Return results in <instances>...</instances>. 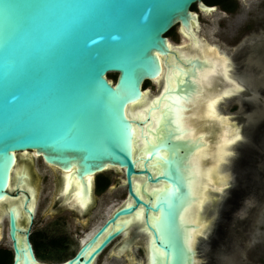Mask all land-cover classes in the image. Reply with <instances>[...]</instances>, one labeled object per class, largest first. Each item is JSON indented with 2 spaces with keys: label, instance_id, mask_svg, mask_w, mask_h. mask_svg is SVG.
Wrapping results in <instances>:
<instances>
[{
  "label": "water",
  "instance_id": "1",
  "mask_svg": "<svg viewBox=\"0 0 264 264\" xmlns=\"http://www.w3.org/2000/svg\"><path fill=\"white\" fill-rule=\"evenodd\" d=\"M194 6L218 10L203 0H0V201L8 196L17 156L29 152L68 174L67 192L74 179L80 184L83 208L94 178L109 169L124 171L133 201L64 264H94L132 217L118 219L143 215L151 234L148 264H198L203 233L214 224L217 230L220 211L237 208L238 191L224 194L249 170L226 165V188L220 180L210 187L198 221H191L194 205L203 201L196 190L213 166L204 147L218 141V126L201 122L203 114L196 118L212 90L204 86L207 67L218 72V60L204 57ZM176 26L194 52L170 47L167 34ZM231 74L240 96L243 83ZM158 80L161 94L138 107L154 96L145 84ZM194 155L199 171L190 163ZM111 224L119 228L106 235ZM19 231L11 212L15 264H39L30 243L18 247Z\"/></svg>",
  "mask_w": 264,
  "mask_h": 264
},
{
  "label": "flooded vegetation",
  "instance_id": "2",
  "mask_svg": "<svg viewBox=\"0 0 264 264\" xmlns=\"http://www.w3.org/2000/svg\"><path fill=\"white\" fill-rule=\"evenodd\" d=\"M235 1L237 5L234 9H228L218 5L219 12L228 15L236 14V17H242L240 16L243 15L242 12L239 13L242 8L239 4V1L241 0ZM263 8L262 5L259 10H262ZM193 10L195 11L194 7ZM199 19L201 23L200 13ZM243 20H248V23H246L245 27L242 28V31L240 32V34L243 32L239 37V41L241 42L240 45H242L240 46L239 44H236L237 46L235 49H238L234 58L237 63H235L236 66L235 64L233 66L229 56L226 57L225 55V58H228L231 61L234 72L243 83L242 92L244 94L242 95H247L249 90H253L256 93H259V95H262L264 91V70H262V68L256 70V67L249 63L251 60L248 56L256 50V46L255 48L249 49V45L254 40L252 37L254 33L256 37L259 38V41L263 40L264 15H262V12H259L257 13V16L251 15L250 19L244 17ZM176 29L177 34L181 39L184 36L185 39L189 41V38H186V35L185 33L183 34L180 26H176L171 30L173 31L172 34H167L169 42L172 43V37L174 33H176ZM251 32H253L252 36L249 35ZM197 34L199 35V30ZM200 39L199 36L198 40ZM200 41L201 45L207 49L204 41ZM191 46H194V44L190 43V45H187L185 51L194 52ZM261 46L264 49V44ZM174 47L175 46H173V48ZM221 53L224 54L223 51ZM178 56H180V54H178ZM204 56L206 55L204 54ZM169 63L172 65L175 63L173 57H170ZM208 70L211 72L212 69ZM218 70L221 72L222 67L220 66ZM230 72L231 71H229V77L231 79ZM218 79H222L221 75ZM248 79H251L249 85L245 84V82H248ZM151 83L159 89L155 95L159 96L162 92L163 87L161 89V86L164 82H148L144 86L145 91L149 88L147 84ZM222 84H219L218 89L222 90L225 83ZM230 84L233 88L236 87L234 83L232 84L230 82ZM205 85L206 84H204V86ZM207 87L208 90L211 89L208 85H206V88ZM145 93L148 94V92ZM155 96L151 98H148L147 96L146 98L148 100L143 104H140L138 107L143 108L147 105L149 106V103ZM234 96L239 97V94H234ZM209 99L210 96L208 101ZM255 105L256 104L253 101H246L245 104L246 107H250L252 110L254 108L256 109ZM234 128L236 129V127ZM248 170L249 169H247V171ZM241 174H243L242 177L247 178V181H252L256 176V174L250 170L246 173L245 169ZM67 175V173L61 171L57 167L46 165L42 158L37 157L34 152L20 153L17 156V168L12 177L8 196L0 201V264H15L16 261L14 243L10 236L11 212L15 215L17 228L21 230L17 233L18 247L20 249L24 247L27 248V244L30 243L39 264H55L54 262H58L57 264H64L73 259L80 249L86 245L111 218H113L117 211L133 203L132 198L128 193L124 171L109 169L106 172L96 175L93 180L92 198L91 201L87 203L86 208H83L79 201L78 191L80 189V184L77 183L75 179L72 181L73 187L71 185L69 192H67ZM49 180H51L50 183ZM136 180H142V178H136ZM41 182H44L45 184L49 183L50 185L47 191L44 189L47 197V205L45 207L41 204ZM120 193H124L125 196L120 198ZM249 193H252L251 190L245 189L244 194L246 195L243 197L242 195L238 196V206L232 210L233 212L230 211V213L226 215L224 212L225 209L220 211L219 223L216 231L213 229L212 232H209L210 230H208L206 233L204 232L205 234L203 233L201 248L199 247L198 250L200 259L204 256L205 259L207 257L206 260L210 257L213 259V253L224 249L223 247L226 245V240L222 235H225L224 228L226 226V220L230 217L234 220L238 208L245 206L246 197ZM120 201L123 202L118 204ZM109 209L110 211L107 212ZM130 217H132L131 224H129L126 230L116 237L102 251L94 264H116V260L125 257L127 253L134 250L144 254V256L146 254L145 263L143 264L149 263L151 234L146 227L145 216L143 215L141 218L136 216L122 217L119 218L117 222L122 224L126 220H129ZM118 228L119 226L114 227V225L111 224L105 234L107 235L111 231L115 232ZM206 236L208 237L207 240ZM215 236L217 237L215 238ZM104 238L105 237L101 240ZM76 248H78V251L75 255L65 260L67 255L73 253ZM110 249H112L110 256L106 257L103 261L104 255ZM200 259L198 264H201ZM127 261L130 264L134 263L132 258ZM209 261H207V263Z\"/></svg>",
  "mask_w": 264,
  "mask_h": 264
},
{
  "label": "rangeland",
  "instance_id": "3",
  "mask_svg": "<svg viewBox=\"0 0 264 264\" xmlns=\"http://www.w3.org/2000/svg\"><path fill=\"white\" fill-rule=\"evenodd\" d=\"M239 4L242 7L239 11V13L242 12L243 15H240L242 17H236V14H222L219 10L213 13H203L195 6V11L201 15V26L199 29L200 40L205 42L206 47L212 45L219 53L223 51L226 57H230L233 66L236 63L234 59L235 53L238 52V49L235 48L241 43L239 37L243 32L241 34L240 32L242 28L245 27L246 23H248V20H243V18L247 17V19H250L251 15L257 16L259 12H262V15H264V8L259 10L262 5L264 7V0H241ZM249 35L252 36L253 32ZM252 37L254 40L249 45V49L255 48L256 46V50L249 54L248 57H250L251 60L249 63L256 67V70L259 68L264 70V49L261 46L264 44V34L262 33V41L258 40L259 38L256 37L255 33ZM172 38L173 41H171L173 46L177 48L187 47L185 44L183 45L185 40L183 37L182 39L179 37L177 29ZM229 65L230 71L233 70V73H235L232 65ZM230 76L232 80L229 81V84L230 82L232 84L234 83L238 90H241V87L232 78L231 72ZM250 81L251 79H248V82H245V84L249 85ZM147 85L149 87L147 89L148 94L155 96L159 90L157 86L153 83ZM248 92L247 95L245 94L239 97L234 96L236 93L230 94L228 98L226 97V99L223 100L220 109L223 111L221 112L223 117H226V119L229 117L228 121L232 119L231 124L236 127L237 130L236 143L231 146L234 154L228 159V167L231 169L237 167L243 169L241 166H245V168L256 174L252 181H247L245 177H242V182L240 179H238L237 182L234 181L235 183L233 182V184L226 188L227 192L225 193V197L229 195L228 193L230 190H233L234 195L235 189L242 197L246 195L244 194L245 189H250L252 193L247 195L245 206L238 208L234 220H232V217L226 220V226L224 228V234L226 236L222 235L226 240V245L223 247L224 249L213 253V259L210 257V261L209 259L206 260L207 257L205 259V256L201 257V264H264V91L262 95H259V93L253 90H249ZM244 100L255 102L256 109L254 108L252 110L250 107H246V101ZM225 165L226 164L223 165L224 169ZM50 182L51 180H49V183ZM49 183L45 184L41 182V204H43L44 207L47 205V197L44 189H46V191L48 190L50 187ZM238 184H241L240 189H237ZM233 195H231L232 198L234 197ZM123 196H125L124 193H120V198H123ZM122 202L123 201H120L118 204ZM109 211L110 209L107 210V212ZM213 229L215 230V224L210 232H212ZM216 237L217 236H215V238ZM207 239L208 237L206 236V240ZM77 251L78 248H76L73 253L67 255L65 260L73 257ZM111 251L112 249L104 255L103 261L106 257L110 256ZM136 251L137 250L130 251L125 257L116 260V264H130L127 261L130 258L133 259V264L145 263L146 254L144 256V254ZM207 261L209 262L207 263ZM54 263L57 264L58 262Z\"/></svg>",
  "mask_w": 264,
  "mask_h": 264
},
{
  "label": "bare ground",
  "instance_id": "4",
  "mask_svg": "<svg viewBox=\"0 0 264 264\" xmlns=\"http://www.w3.org/2000/svg\"><path fill=\"white\" fill-rule=\"evenodd\" d=\"M182 31L184 34L185 31L184 30H182ZM195 34H196V32H195ZM185 35L187 38H189L186 33H185ZM183 38L185 40L183 45L185 44V46H187V45H190V43L192 44L191 40L187 41L184 36H183ZM169 43H170V47H173V44L171 42H169ZM211 46L209 45V47H207V49H205L204 54L206 56H204V57L208 56V58L217 59L218 60V69L220 66L222 67L221 72H219V70H218V72H216L214 70L213 71L211 70V72H209V70L207 71L208 72V78H209V84H206L209 87H211V89H212L211 93H210V99H209V101H207V104L209 102L215 100L216 115H215V117H213L210 120L214 124V126H218L216 129V132L213 131V134L216 133L218 135V137H217V140H218L217 143H218V142L222 141V139L225 137V135H227L228 137H233V136L236 137L237 131L234 128V126H232L231 121H228V118L226 119V117L222 116V113L220 111V105L223 102V100L226 99V97H228L232 93H236V90H238V88L237 87L233 88V86H231L229 84V81H231V79H229V77H228L229 71H230L229 70L230 66L228 65L229 59L228 58L226 59L224 54L219 53L215 47H213V46L211 47ZM208 69H210V68H208ZM219 73H220L222 79H218L220 77ZM221 81H222V83H225L224 86L222 87V92H221V90H218L219 84H222ZM223 81H225V82H223ZM158 82H159V80H158ZM158 82H156V83H158ZM206 85H205V88H206ZM206 89L208 90V87ZM215 92H218V93L216 94ZM207 104H206L205 109L203 111L196 113L197 120H199L201 118V116H199V114L200 115L204 114V112L206 111ZM210 120L207 118H203V120L201 122L207 121L209 123ZM213 124H212V128H214ZM214 140H216V138H214ZM217 143H216V145H217ZM215 148L216 147L212 148L211 146L204 147V151H209L205 160L208 163L211 162L213 164V166L211 168H208L207 184H201V190H196L197 195L200 194L199 199L203 200V201L197 206L194 205V209H193V213H192V217H191L192 222H195V220L198 221L197 219H195V215L196 214L200 215V211L204 210L206 203H205V200L203 199V195H206V191L209 190L210 187H214L215 183L219 180L222 181L223 188H226L225 185L227 182L224 179V176H225V173H224L225 169L223 167L224 164H219V167L214 166L216 163V157L214 154L217 152V148H216V151H215ZM226 165H227V163H226ZM226 165H225V168H226ZM209 169H211L210 172H209ZM72 187H73V185H72ZM190 234H191L192 243L194 244V239H195L197 233H196V231L195 232L193 231V232H190ZM206 235H208V234H206Z\"/></svg>",
  "mask_w": 264,
  "mask_h": 264
},
{
  "label": "snow or ice",
  "instance_id": "5",
  "mask_svg": "<svg viewBox=\"0 0 264 264\" xmlns=\"http://www.w3.org/2000/svg\"><path fill=\"white\" fill-rule=\"evenodd\" d=\"M215 115H216V107H215V100H213L207 104V108L203 114V118H207L210 120L213 117H215ZM189 139L200 140L201 137L190 136ZM236 140H237V137L235 136L228 137L227 135H225L222 141L217 143L216 145L217 152L214 154L216 157V163L214 165L215 167H219V164H226L229 162L228 158L234 154L231 146L236 143ZM197 148L199 149L200 152L203 151V149L200 148L199 145H197ZM190 163L193 164V170L199 171L198 161H196L195 155L193 156ZM210 171L211 169H209V172ZM218 190L222 191L223 189H218Z\"/></svg>",
  "mask_w": 264,
  "mask_h": 264
},
{
  "label": "trees",
  "instance_id": "6",
  "mask_svg": "<svg viewBox=\"0 0 264 264\" xmlns=\"http://www.w3.org/2000/svg\"><path fill=\"white\" fill-rule=\"evenodd\" d=\"M208 6H223L225 8H228V9H231V8H235L236 7V1L235 0H203ZM194 9H195V6H194ZM173 31H171L169 34H172ZM167 35V36H168ZM109 78L112 80V81H116L117 79V75L116 74H110L109 75Z\"/></svg>",
  "mask_w": 264,
  "mask_h": 264
}]
</instances>
